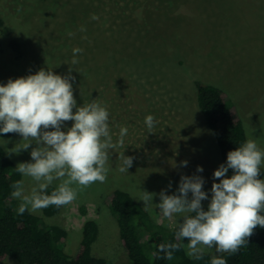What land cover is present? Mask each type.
<instances>
[{
  "label": "rangeland",
  "instance_id": "obj_1",
  "mask_svg": "<svg viewBox=\"0 0 264 264\" xmlns=\"http://www.w3.org/2000/svg\"><path fill=\"white\" fill-rule=\"evenodd\" d=\"M117 1L118 9L109 0H0V84L41 68L68 76L71 67L77 105L96 99L107 107L113 142H118L120 127H127L123 147L109 150L106 181L78 191L72 203L42 220L67 231L64 251L69 255L77 248L84 222L94 220L98 230L92 255L111 264H130L117 221L105 204L109 192L124 190L140 205L146 217L134 220L144 224L140 234L149 237L181 221L179 216H161L154 205L159 196L145 208L142 191L171 195L182 175L195 174L204 178L203 190L209 195L202 206L210 202L213 173L223 162L200 113L195 83L227 93L247 139H255L264 150V0ZM93 14L99 19L92 20ZM74 48L83 49L76 65L71 63ZM147 115L157 121L153 133L145 126ZM72 123L65 122L63 130ZM21 140L19 134L0 137V146L8 154ZM35 146L8 155L16 165L32 162ZM122 153L134 157L124 173L119 171ZM261 168L264 179V164ZM22 180L27 194L35 182ZM33 213L42 216V209ZM2 260L0 264H18L10 257Z\"/></svg>",
  "mask_w": 264,
  "mask_h": 264
},
{
  "label": "clouds",
  "instance_id": "obj_2",
  "mask_svg": "<svg viewBox=\"0 0 264 264\" xmlns=\"http://www.w3.org/2000/svg\"><path fill=\"white\" fill-rule=\"evenodd\" d=\"M92 20H98L96 14ZM86 31L84 26L79 29ZM69 36L74 33L69 32ZM83 49H73L72 65L79 61L77 54ZM55 74L41 68L35 74L9 79L0 84V134L16 133L23 144H16L8 154L30 152L32 162H22L16 171L30 177L35 185L25 193L23 180L10 185L11 196L20 200L18 214L35 212L51 205L62 207L72 203L78 191L94 183H104L109 169L106 164L109 150L123 147L127 127H120L118 142H113L106 106L96 99L82 106L77 105L73 94L75 77ZM75 109V111H73ZM72 121L71 127L64 129L65 122ZM148 133H153L157 121L153 115L145 117ZM51 129V130H50ZM119 171L124 173L132 167L134 157L120 155ZM264 164V150L255 139L249 138L237 149L227 153L226 163L213 173L214 182L207 210L202 201L209 200L203 190L205 180L200 175H182L174 194L142 191L140 200L145 208L153 205L154 196L159 203L154 204L161 216L172 220L179 216L181 222L175 232L177 241L182 243H161L158 252L171 261L174 253L186 248L188 257L201 260L205 249H215L216 253H237L248 243L257 227L264 228V179H261V166ZM181 166H187L182 161ZM232 175H228L229 170ZM202 173V166H197ZM219 182H215V181ZM54 181L57 187L47 194ZM75 185L76 187H73ZM169 183L168 188H171ZM191 194V196H189ZM210 264H227L219 255L211 258Z\"/></svg>",
  "mask_w": 264,
  "mask_h": 264
},
{
  "label": "trees",
  "instance_id": "obj_3",
  "mask_svg": "<svg viewBox=\"0 0 264 264\" xmlns=\"http://www.w3.org/2000/svg\"><path fill=\"white\" fill-rule=\"evenodd\" d=\"M110 3L118 9L117 0H109ZM12 45L18 52V44L13 42ZM195 87L199 110L205 117L224 164L227 153L247 140L241 118L232 100L222 89L198 82ZM15 134H0V137ZM16 166L0 146V261L10 257L18 264H111L106 259L92 255L91 246L98 230L94 220L84 222L77 248L69 255L64 251L67 231L58 225H47L42 220L58 214L61 207L51 205L44 208L42 216L30 211L18 214L20 203L11 196L10 187L17 180H22ZM228 175H232L231 169ZM54 189L49 186L47 194H51ZM105 204L117 221L120 242L130 264H210L211 254L205 252L201 260H195L187 256L186 248L177 250L171 261L164 259V254L158 252V245L186 244L187 241L176 240L178 226L172 229L161 227L151 232L150 237L141 235L140 227L144 224L138 225L134 219L143 220L146 214L126 191L117 188L112 190L105 197ZM203 207L207 210V206ZM261 214L264 215V212ZM146 250L151 251L148 254ZM219 256L225 258L227 264H264V228L257 227L248 243L237 253H221Z\"/></svg>",
  "mask_w": 264,
  "mask_h": 264
},
{
  "label": "crops",
  "instance_id": "obj_4",
  "mask_svg": "<svg viewBox=\"0 0 264 264\" xmlns=\"http://www.w3.org/2000/svg\"><path fill=\"white\" fill-rule=\"evenodd\" d=\"M201 113V112H200ZM209 129V128H208ZM218 148V147H217ZM219 151V150H218ZM221 158V157H220ZM222 161V160H221Z\"/></svg>",
  "mask_w": 264,
  "mask_h": 264
}]
</instances>
